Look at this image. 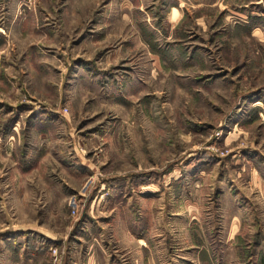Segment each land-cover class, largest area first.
<instances>
[{"label": "rangeland", "instance_id": "obj_1", "mask_svg": "<svg viewBox=\"0 0 264 264\" xmlns=\"http://www.w3.org/2000/svg\"><path fill=\"white\" fill-rule=\"evenodd\" d=\"M170 1L0 0V264H264V0Z\"/></svg>", "mask_w": 264, "mask_h": 264}, {"label": "crops", "instance_id": "obj_2", "mask_svg": "<svg viewBox=\"0 0 264 264\" xmlns=\"http://www.w3.org/2000/svg\"><path fill=\"white\" fill-rule=\"evenodd\" d=\"M194 1H196V0H172L168 4H170V7L173 6V5L177 6L178 10L180 11V10H182V7L184 6L185 3L190 4V3H194ZM196 3H198V2H196ZM235 11L236 10L232 9L231 7H229V12L235 13Z\"/></svg>", "mask_w": 264, "mask_h": 264}, {"label": "built area", "instance_id": "obj_3", "mask_svg": "<svg viewBox=\"0 0 264 264\" xmlns=\"http://www.w3.org/2000/svg\"><path fill=\"white\" fill-rule=\"evenodd\" d=\"M73 203H75V201Z\"/></svg>", "mask_w": 264, "mask_h": 264}]
</instances>
